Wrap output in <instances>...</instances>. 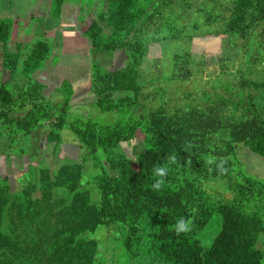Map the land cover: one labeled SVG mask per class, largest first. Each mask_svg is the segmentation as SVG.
<instances>
[{"label": "trees", "instance_id": "trees-1", "mask_svg": "<svg viewBox=\"0 0 264 264\" xmlns=\"http://www.w3.org/2000/svg\"><path fill=\"white\" fill-rule=\"evenodd\" d=\"M62 4L53 0L51 19H59ZM214 25L232 46L226 53L238 39L240 46L246 42L245 56L254 39L264 65V0H147L142 7L137 0H105V10L91 13L81 30L91 41L90 52L123 50L124 66L108 71L92 63L91 103L72 113L67 79L53 86L57 100L46 95L39 75L49 54L45 41H36L21 63L20 45L15 52L3 50L0 128L8 131L6 148L49 124L74 134L83 154L61 167L52 182L40 169L38 199L29 192L0 193V264H104L99 229L119 244L109 264H264L256 247L264 233V181L246 173L236 154L242 145L264 158V116L236 119L226 103L151 107L157 94L151 89L149 46L190 42L216 33L201 30ZM10 35L0 18L3 46ZM171 61V80L191 79L190 52ZM239 83L264 89V79ZM138 129L144 132V151L129 160L119 154L120 146ZM84 163L95 173L88 182L97 188L96 204L88 203L80 185ZM52 186L67 188L70 199L45 207ZM215 212L221 228L207 248L198 234ZM189 220L190 230L177 234Z\"/></svg>", "mask_w": 264, "mask_h": 264}, {"label": "rangeland", "instance_id": "rangeland-1", "mask_svg": "<svg viewBox=\"0 0 264 264\" xmlns=\"http://www.w3.org/2000/svg\"><path fill=\"white\" fill-rule=\"evenodd\" d=\"M137 1L142 7L147 0ZM218 29V25L201 29L202 32L205 30L216 33L194 37L190 42L177 40L149 46L150 58L154 67L152 77L150 76L153 79L151 89L157 94L155 101L151 103V107L162 105L188 108L226 103L230 114L236 119L255 115L264 116V89L254 90L241 86L239 83L243 80L258 82L264 79V65L260 57L259 47L254 44V39L253 41L250 40L247 47L248 51L244 56L242 51L245 50L246 42L244 41L243 45L240 46L242 44L240 40L235 39L234 41L238 43V46L226 53V48L232 46L229 44L226 35L218 34ZM119 51L124 52L123 50ZM185 52H190L193 60L190 66L191 79L188 81L171 80V59L173 55ZM221 57L223 60L220 61ZM119 61L120 59L117 58L112 69L115 70ZM39 75L46 81V95L57 100L56 96L53 97V86L62 79L61 76L48 71ZM90 103L91 100L87 101V104ZM88 112H92L91 106H88ZM52 133H56L57 138L52 137ZM221 135L226 137L227 131H222ZM7 141V128H0V193L29 192L32 199L41 197L39 189L40 169H46L52 182L61 167L79 162L83 154L82 146L74 134L64 128L49 124L35 128L29 136L23 137L16 144H10L8 148H6ZM120 149L119 154L129 160H134L139 153L144 151V132L138 129L134 140L122 143ZM254 157L261 160L257 158L259 156ZM242 166L246 172V164V167L243 164ZM106 170L109 175H115V172L107 166ZM82 174L83 179L80 181V185L83 190L86 189L87 191V201L89 204H96L98 202L97 188L88 182L89 177L95 173L88 163L83 164ZM207 185L220 188L214 184ZM31 187H34L32 191ZM48 195L50 198L45 201V207H50L54 203L60 204L62 199H70L71 197L69 190L61 186H52ZM220 228L221 216L215 212L210 222L198 234V238L205 247L208 248L211 245ZM95 236L104 239L106 247L102 261L104 264H109L112 260V254L117 253L119 244L109 236V233L107 234L101 229L97 230ZM261 251L264 253V250Z\"/></svg>", "mask_w": 264, "mask_h": 264}, {"label": "crops", "instance_id": "crops-1", "mask_svg": "<svg viewBox=\"0 0 264 264\" xmlns=\"http://www.w3.org/2000/svg\"><path fill=\"white\" fill-rule=\"evenodd\" d=\"M52 4L53 0H0V18L11 31L6 45L0 43V63L4 49L15 52L20 45L21 63L36 41H45L49 54L42 72L57 73L70 82L73 88L70 110L79 112L90 100L91 64L114 70L113 63L119 58L117 70L124 66L125 55L119 50L90 52L91 41L82 33V24L88 16L94 11L105 10V0H63L58 20L50 17ZM53 59L57 62L53 63ZM236 154L241 163L246 164L249 175L264 181V158L242 145ZM263 243L264 233L258 237L257 248L264 250Z\"/></svg>", "mask_w": 264, "mask_h": 264}, {"label": "clouds", "instance_id": "clouds-1", "mask_svg": "<svg viewBox=\"0 0 264 264\" xmlns=\"http://www.w3.org/2000/svg\"><path fill=\"white\" fill-rule=\"evenodd\" d=\"M158 171H159L160 175L164 174L163 169H158ZM188 225L189 226L187 228H185L183 224H181L180 227L176 228L177 234H179L180 232H186V231L190 230V225H191V221L190 220L188 221Z\"/></svg>", "mask_w": 264, "mask_h": 264}]
</instances>
